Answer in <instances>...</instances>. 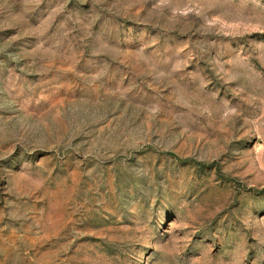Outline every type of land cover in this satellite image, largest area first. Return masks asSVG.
<instances>
[{
  "label": "rangeland",
  "instance_id": "374dc122",
  "mask_svg": "<svg viewBox=\"0 0 264 264\" xmlns=\"http://www.w3.org/2000/svg\"><path fill=\"white\" fill-rule=\"evenodd\" d=\"M0 264H264V0H0Z\"/></svg>",
  "mask_w": 264,
  "mask_h": 264
}]
</instances>
